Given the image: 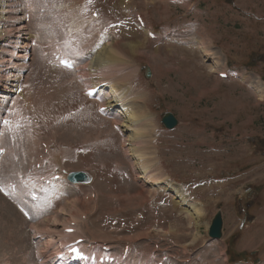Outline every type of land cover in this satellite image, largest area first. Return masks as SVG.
<instances>
[{
    "label": "rangeland",
    "instance_id": "1",
    "mask_svg": "<svg viewBox=\"0 0 264 264\" xmlns=\"http://www.w3.org/2000/svg\"><path fill=\"white\" fill-rule=\"evenodd\" d=\"M80 1L37 0L45 14L34 15L23 37L36 40L38 48L28 67L20 63L0 76V85L4 77L11 79L4 92L15 93L9 102L17 90L28 91L20 93V112L14 114L19 122L6 129L7 101L0 98V183H20L26 176L33 183L43 143L54 153L52 158L49 149L54 164L43 167L45 172L84 171L93 181L75 187L62 182L46 193L43 215L54 213V219L44 224L26 220L0 192V264H53L46 252L58 243L54 235L79 239L82 229L117 253L128 244L136 256L165 255L166 264H264V0H136L128 11L121 0H89L74 11ZM13 4L8 1L0 14V34L21 26L24 13ZM137 12L159 39L151 40L138 26ZM52 39L65 40L78 74L53 65L47 53ZM15 43L20 47L24 40ZM113 55L117 61L110 62ZM4 61L5 69L11 66L9 58ZM223 70L229 79L219 78ZM100 81L104 94L89 99L86 91ZM112 100L118 102L114 113L136 108L131 116L141 124L127 129L135 122L124 114L100 113ZM167 113L180 121L173 131L162 124ZM133 133L140 136L135 143ZM1 147L8 151L3 158ZM146 168L151 176L145 177L163 183L147 184ZM91 193L99 199H80ZM219 211L224 238L213 241L209 228ZM70 213L78 219L67 221ZM85 214L91 215L88 222ZM73 221H79L77 232L63 236ZM136 256L127 264H154Z\"/></svg>",
    "mask_w": 264,
    "mask_h": 264
},
{
    "label": "bare ground",
    "instance_id": "2",
    "mask_svg": "<svg viewBox=\"0 0 264 264\" xmlns=\"http://www.w3.org/2000/svg\"><path fill=\"white\" fill-rule=\"evenodd\" d=\"M8 1H11V0H3V2H1L0 3V14H3L4 13V11H5V6H6V3L8 2ZM133 2H135V0H132V2L131 3H133ZM74 5V4H73ZM12 6H14V4L12 5ZM11 6V7H12ZM73 7V6H72ZM18 9V8H17ZM78 11H81V10H78ZM74 12V11H73ZM77 13V12H76ZM80 13V12H79ZM73 14V13H72ZM2 18H0V20H1ZM19 22V21H18ZM5 25V23L3 22V19L0 21V25ZM20 24H21V26H19V27H17V28H15L14 27V31H10V32H8V33H1L0 34V76H2V75H4V72H5V68H4V65H3V63L5 62L4 60H7L8 59V57H10V59H13L12 61H19V60H22V59H24V58H22V57H24V56H19V55H14V56H9V52H7L8 50L7 49H4V46H9V47H11V48H14V44H13V41L15 40V39H17V37L18 36H20L19 34H21L24 30H26V26L23 24V22L21 21L20 22ZM1 29V28H0ZM1 31V30H0ZM99 33V32H98ZM55 34V33H54ZM58 35V34H57ZM186 35V34H185ZM59 36V35H58ZM58 36H57V38H58ZM164 39V38H163ZM198 39V38H197ZM206 39V38H205ZM63 40V39H62ZM92 40V39H91ZM95 40V39H94ZM167 40V39H166ZM175 40V39H174ZM196 40V39H195ZM201 40V39H200ZM199 40V41H200ZM65 41V40H64ZM63 41V42H64ZM203 41H204V39H203ZM96 42V41H95ZM173 42V41H172ZM175 42V41H174ZM9 43H11L10 45H8ZM171 43V42H170ZM176 43V42H175ZM204 43V42H203ZM203 43H202V45H203ZM88 44H89V42H88ZM91 44V43H90ZM93 44H95V43H93ZM197 44H198V42H197ZM206 44H208V43H206ZM177 45V44H176ZM202 45H200V46H202ZM66 46H68V45H66ZM90 46V45H89ZM167 46V45H166ZM200 46H199V48H200ZM204 46V45H203ZM120 47V46H119ZM195 47V46H194ZM66 48V47H65ZM118 48V47H117ZM127 48V47H126ZM125 48V49H126ZM206 48H209V47H206ZM92 49H93V47H92ZM113 49V48H112ZM202 49H203V47H202ZM204 49H205V47H204ZM199 50V49H198ZM201 50V49H200ZM118 51V50H117ZM121 51V50H120ZM122 51H123V49H122ZM121 51V52H122ZM206 51V50H205ZM18 52V51H17ZM25 52H28V46H25L24 47V49H23V51H22V54H25ZM68 52V51H67ZM144 52V51H143ZM169 52V51H168ZM137 53V52H136ZM50 54V53H49ZM114 55L111 57V60H110V62H113V61H117L116 60V58L114 57ZM26 58H28V57H26ZM102 61V58H98L97 59V62H101ZM50 63V62H49ZM7 64V63H6ZM11 64H13V63H11ZM44 64V63H43ZM216 67H219L218 66V63H216ZM54 69V68H53ZM61 69V68H60ZM51 70V69H50ZM105 71V70H104ZM103 71V72H104ZM105 73V72H104ZM103 73V74H104ZM5 76V75H4ZM51 76V75H50ZM57 76V75H56ZM52 77V76H51ZM11 78V77H10ZM54 78V77H53ZM2 79V78H1ZM4 79V84L3 85H0V98H7V99H11V94L10 95H7V93H4V92H7V90H8V87H9V84H7V82H10V80L11 79H8V80H6L5 79V77L3 78ZM49 81H51V80H49ZM55 81V80H54ZM58 81V80H57ZM51 82H53V81H51ZM60 82V81H59ZM56 83V82H55ZM54 84V83H53ZM100 84H103V81H100L99 83H97V84H95L93 87H95V86H98V85H100ZM58 85H59V83H58ZM43 86V85H42ZM54 86V85H53ZM60 86V85H59ZM46 87H48V86H46ZM51 87V86H50ZM55 87V86H54ZM53 87V88H54ZM92 87V88H93ZM17 88V87H16ZM43 88V87H42ZM4 90L5 89V91H1V90ZM49 89V88H48ZM58 89V88H57ZM54 90V89H53ZM46 92H47V90H45ZM44 92V91H43ZM51 92V91H50ZM29 93H30V91H29ZM17 94H18V90H17ZM16 94V95H17ZM102 94H104V91H103V89H101V91L98 93V95H102ZM106 94V93H105ZM110 94H112L113 95V97H109L110 99L112 98H114L115 97V93H110ZM109 94V95H110ZM4 95H6V96H4ZM30 94H28V97L30 98V96H29ZM105 96H108V94L107 95H105ZM111 96V95H110ZM13 97V96H12ZM96 97H98V96H96ZM28 98V99H29ZM104 98V97H103ZM109 98H108V100H109ZM31 99V98H30ZM8 100V101H9ZM102 101H103V99H101ZM104 100H105V98H104ZM5 102V101H4ZM102 103V102H101ZM116 103H118V102H115L114 100H112L111 102H106V103H103L102 104V106L104 105V107H107L108 108V110L106 111V113L107 114H109V115H113L114 116V114H124L125 115V117L128 119V120H131V121H133V122H135V125H130V124H127V129H130V128H132V129H135L139 124H141V123H139V121H141L139 118H137L136 116L137 115H133V116H131V114L133 113V112H136L135 110H137L136 108H133V107H128V108H126V109H122V110H120V109H118V111L117 112H115L114 113V109H117L116 108ZM22 106H25V105H22ZM33 105H31V107H28V109H30V108H33L32 107ZM52 106V105H51ZM101 106V107H102ZM135 106V105H134ZM114 108V109H113ZM22 110H23V108H21ZM24 109H25V107H24ZM26 110H27V106H26ZM26 110H23V111H26ZM23 111H21V112H23ZM105 113V114H106ZM113 113V114H112ZM21 114V113H20ZM140 114H143V113H139L138 115H140ZM131 116V117H130ZM142 117V116H141ZM138 119H139V121H138ZM146 123H147V121H146ZM145 123V124H146ZM149 123V122H148ZM145 124H143V125H145ZM152 124V123H151ZM150 124V125H151ZM143 125H141V127H144ZM147 126H149V124L147 125ZM146 126V127H147ZM152 126V125H151ZM128 131V130H127ZM134 131V130H133ZM132 131V132H133ZM129 132V131H128ZM139 137L140 136H138V135H134V133H133V135L132 136H130V140H132L133 142L132 143H135V142H137L138 140H139ZM142 139V138H141ZM140 139V140H141ZM123 140H125V139H123ZM127 141H129V140H127ZM142 142H144V144H145V142H146V140H142L141 141V143ZM125 143H127V142H125ZM146 145H147V143H146ZM150 145V144H149ZM128 150V149H127ZM127 150H125L126 152H128ZM139 150H141V148L140 149H138V151ZM147 152V151H146ZM126 155V154H125ZM50 156H51V154H50ZM127 157V156H126ZM151 157H153V156H151ZM150 157V158H151ZM142 158V157H141ZM54 164V163H53ZM144 164V163H143ZM145 165V164H144ZM145 167H147V166H145ZM149 167H151V165L149 166ZM54 168V167H53ZM153 168V167H152ZM147 169H149V168H146L145 169V171H143V175L144 176H142V178H145V179H147V184H149V185H153V186H156L155 184L156 183H158V185L159 184H162L163 183V181H162V179H155V178H158V177H155V178H153V177H145V176H147V175H150L149 173L150 172H148L147 171ZM55 170V169H54ZM152 170V169H151ZM160 171V170H159ZM34 174V173H33ZM151 176V175H150ZM34 177V176H33ZM92 180V179H91ZM29 181V180H28ZM91 183V182H90ZM151 183V184H150ZM170 184V183H169ZM145 185V184H144ZM65 187V186H64ZM70 187V186H69ZM56 188V187H55ZM66 190V189H65ZM79 192V191H78ZM142 195V194H141ZM67 203V202H66ZM91 204V203H90ZM77 205H78V202H77ZM81 205V204H80ZM65 206V205H64ZM67 206H69V205H67ZM79 206V205H78ZM77 206V207H78ZM81 207V206H80ZM88 207V206H87ZM73 208H74V206H73ZM84 208V207H83ZM67 210V209H66ZM73 211V210H72ZM71 211V212H72ZM79 211V213H82V211H80V210H78ZM65 215V214H64ZM56 220V219H55ZM59 220V219H58ZM53 221V220H52ZM38 224V223H37ZM34 225V224H33ZM32 225V227H34ZM40 227V226H39ZM45 228L47 229L48 227H46L45 226ZM37 229V228H36ZM42 229V228H41ZM44 229V228H43ZM39 230V229H38ZM40 233V232H39ZM42 233V232H41ZM49 234H51V233H49ZM63 236H65V235H63ZM96 241V240H95ZM31 243V242H30ZM51 244V243H50ZM37 245V244H36ZM39 245V244H38ZM38 245L36 246V247H38ZM52 245V244H51ZM40 246V245H39ZM47 247V246H46ZM53 247H55V246H53ZM116 247V246H115ZM37 249V248H36ZM41 249V248H40ZM39 249V250H40ZM48 249H49V247H48ZM39 250H37V251H39ZM43 250V249H42ZM51 250H52V248H51ZM51 250H49L48 252H46V255L47 254H49L50 252H51ZM47 251V250H46ZM42 252V251H41ZM40 253V252H39ZM44 253V251L42 252V254ZM44 255V254H43ZM39 258V257H38ZM134 258V257H133ZM134 259H137V258H134ZM143 258H141V261H143L142 260ZM44 260V259H43ZM139 260V259H138ZM5 262V261H4ZM26 262V261H25ZM148 263V261H145V263ZM41 263H42V261H41ZM40 263V264H41ZM128 263V262H127ZM126 263V264H127ZM131 262H129V264H130ZM43 264V263H42ZM140 264H142V263H140Z\"/></svg>",
    "mask_w": 264,
    "mask_h": 264
},
{
    "label": "water",
    "instance_id": "3",
    "mask_svg": "<svg viewBox=\"0 0 264 264\" xmlns=\"http://www.w3.org/2000/svg\"><path fill=\"white\" fill-rule=\"evenodd\" d=\"M163 123L165 124L167 129H173L178 125V121L175 119L173 115H167L164 118ZM74 178H76L79 181H84L85 176L84 174L79 173V174H75ZM221 228H222V219H221V215H218L212 227L215 237L217 238L221 237Z\"/></svg>",
    "mask_w": 264,
    "mask_h": 264
},
{
    "label": "snow or ice",
    "instance_id": "4",
    "mask_svg": "<svg viewBox=\"0 0 264 264\" xmlns=\"http://www.w3.org/2000/svg\"><path fill=\"white\" fill-rule=\"evenodd\" d=\"M3 123H4L5 125H9V124H10V122H9L8 120H4V121H3ZM0 191H3V189H2V188H0ZM74 251H76V252H77V255H80V253H79V251H78V250H74Z\"/></svg>",
    "mask_w": 264,
    "mask_h": 264
}]
</instances>
